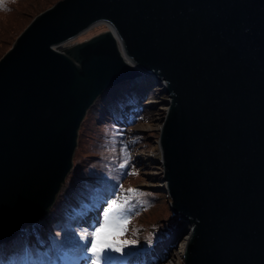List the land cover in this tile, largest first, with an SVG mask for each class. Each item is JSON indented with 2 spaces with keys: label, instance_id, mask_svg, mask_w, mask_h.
<instances>
[{
  "label": "water",
  "instance_id": "1",
  "mask_svg": "<svg viewBox=\"0 0 264 264\" xmlns=\"http://www.w3.org/2000/svg\"><path fill=\"white\" fill-rule=\"evenodd\" d=\"M142 77L168 97L160 190L189 227L183 264H264V0H57L36 14L0 56V243L68 184L97 97Z\"/></svg>",
  "mask_w": 264,
  "mask_h": 264
},
{
  "label": "rangeland",
  "instance_id": "2",
  "mask_svg": "<svg viewBox=\"0 0 264 264\" xmlns=\"http://www.w3.org/2000/svg\"><path fill=\"white\" fill-rule=\"evenodd\" d=\"M55 1L57 0H0V56L29 21ZM105 30L104 24H95L65 45L79 42ZM141 79L126 81V87L139 91L137 97L130 94L131 89L126 90L118 83L107 88L88 108L83 117L77 163L71 164L68 184H62L61 193L48 213L21 227L20 232L7 242L0 243V264H31L27 258L32 260L52 254L32 251L35 257L27 255L26 258L28 251H25L24 256L18 257L14 253L18 252L20 247H25L22 244L24 241L30 244L26 247H32L41 245L37 244L35 239L42 238L46 243L44 246H38V250L50 247L57 250L76 244L81 239V236L76 237L77 241L70 237L73 233H85L91 238L90 233L94 226L102 222L108 207L105 201L110 203L113 199L127 201V204L120 219L125 230L122 235L110 238L136 241L126 249L130 256L126 261H122V264L129 263L133 258H139V261L143 262L142 258L148 259L149 250L156 244L163 245L170 238L172 241L176 238L177 241L168 249L166 255H162L157 264H173V261L179 258L178 247L183 231L175 236L173 233L181 230L185 223L170 213L167 197L158 186L161 183L159 159L148 162L136 156L147 154L158 147L157 125L160 126L164 116L167 107L165 100L168 97L159 91L157 84L151 82L147 85L145 78ZM140 91L145 93L142 95ZM126 99L129 104L124 105ZM119 103L124 108L118 111L120 117L129 120L115 124L112 117H118L119 114H109L108 111L118 109L120 106L116 104ZM108 160L114 163L112 167ZM102 173L104 176L100 177ZM97 178L101 179L96 184L94 179ZM129 189L138 191L129 193ZM83 241L85 244L89 242L85 239ZM69 257L63 252L60 256L61 264H70L72 259ZM79 257H83L79 264H89L88 253L84 252ZM55 258L54 255L48 263Z\"/></svg>",
  "mask_w": 264,
  "mask_h": 264
},
{
  "label": "snow or ice",
  "instance_id": "3",
  "mask_svg": "<svg viewBox=\"0 0 264 264\" xmlns=\"http://www.w3.org/2000/svg\"><path fill=\"white\" fill-rule=\"evenodd\" d=\"M137 191L135 189L128 190L129 193H137ZM105 203L108 204V207L105 209L103 220L94 226V230L90 233L91 239L89 247L86 249L89 253V264H107L111 252L123 255L128 246L136 243V241H120L110 238L122 235L125 230L120 219L127 201L120 202L118 199H113L110 203L107 201ZM81 239H88V236H82Z\"/></svg>",
  "mask_w": 264,
  "mask_h": 264
},
{
  "label": "trees",
  "instance_id": "4",
  "mask_svg": "<svg viewBox=\"0 0 264 264\" xmlns=\"http://www.w3.org/2000/svg\"><path fill=\"white\" fill-rule=\"evenodd\" d=\"M151 79H149L148 77H145V79H144V82L147 84V85H149V84H151V82L152 81H150ZM127 82L125 81V82H120V86H122L124 89H131V92H130V94L131 95H133L134 97H137V95H138V92L139 91H137L136 89H134V88H130V87H126V84ZM136 93H134V92ZM141 92V91H140ZM142 93V95L145 93V92H141ZM137 99V98H136ZM127 103L129 104V101H128V99H126L125 100V103H124V105H127ZM116 105H119L120 107L118 108V109H115L114 111H108V113L110 114V113H114V114H119V116L118 117H112V121L113 122H115V124H117L118 122H121V123H124V122H127L129 119H125V118H123V117H120V112L118 113V111H120V109L121 108H123L122 106V104H116ZM131 105V104H130ZM130 105H129V107H130ZM124 109V108H123ZM108 162H110V165H111V167L114 165V163L113 162H111V161H109L108 160ZM108 174L110 175V173L108 172ZM101 176H104L103 175V173L100 175V177ZM99 179H101V178H97V179H94V181L96 182V184H97V182H99ZM97 180V181H96ZM95 184V183H94ZM107 208V207H106ZM124 211H126V210H124ZM85 235H87V234H85V233H81V234H78V233H73L70 237H74L75 238V240L77 241V239H76V237H78V236H85ZM88 236V240H90L91 238H90V236L89 235H87ZM36 240V242L37 243H42V242H44V243H42L41 245H44L46 242L45 241H43V239L42 238H36L35 239ZM22 244H24V246L25 247H20V249H19V251L18 252H15V251H13V250H11V251H13V252H15L14 254L15 255H17V256H19L21 253H23V250H26V251H28L27 252V255H29V256H31V257H35V256H33L32 255V251H34V252H36V253H41L40 251H43V252H50V253H53V252H55V250H54V247H50V248H48V249H45V250H38V246L37 245H35V246H32V247H26V245H30L29 243L27 244V242L26 241H24ZM21 244V245H22ZM84 246H85V244L83 243V242H81L80 240H78L77 242H76V244H73V245H69V246H67L66 248H65V250L66 251H68L69 253H75L76 251H82V250H84ZM35 247V248H34ZM60 249H58V251H59ZM21 251V252H20ZM20 252V254H17V253H19ZM127 252V251H126ZM125 252V253H126ZM118 253H115V252H111L110 253V255H109V257H113V256H116ZM31 259V258H30ZM34 262H35V264H37V262H39L40 264H55V263H46L47 261H46V259H45V255H43L42 257H38L37 259H32ZM43 261V262H42Z\"/></svg>",
  "mask_w": 264,
  "mask_h": 264
},
{
  "label": "bare ground",
  "instance_id": "5",
  "mask_svg": "<svg viewBox=\"0 0 264 264\" xmlns=\"http://www.w3.org/2000/svg\"><path fill=\"white\" fill-rule=\"evenodd\" d=\"M96 24H99V23H96ZM95 25V24H94ZM93 26V25H92ZM137 78H140V77H137ZM143 78V77H142ZM135 79V78H134ZM137 80V79H136ZM125 81H128V80H125ZM139 81V79L137 80ZM123 82V81H121ZM148 127V126H147ZM157 127H159L157 125ZM137 157L140 156L144 161H155V160H158L160 158V154H159V149L158 147L150 152H148L147 154H141V155H136ZM158 186H164V183H160L158 184ZM188 229L189 227H183L181 230H176L177 233H173L174 236L175 234L177 235L180 231H184L183 232V237H182V241H180V245L178 247V254H179V258L175 259L173 261V264H181L182 262V259H181V256H182V252L183 250L185 249L186 247V243H187V238H188ZM187 230V231H186ZM182 233V232H181ZM171 239V238H170ZM168 240L166 241L163 245H160L159 244H156L155 247H153L151 250L148 251V259L146 258H142V261L144 262H140L139 261V258L135 259L133 258L132 260H130L129 263H123V264H157L158 261L162 258V255H166L168 253V249H170L173 245H175L176 243V238L172 240ZM169 243V244H168ZM168 245V246H167ZM164 253V254H163ZM138 261L140 263H138ZM161 262V261H160ZM85 264V263H83Z\"/></svg>",
  "mask_w": 264,
  "mask_h": 264
}]
</instances>
